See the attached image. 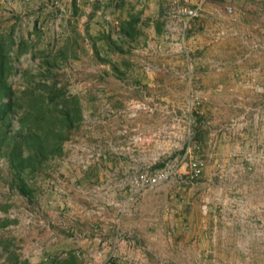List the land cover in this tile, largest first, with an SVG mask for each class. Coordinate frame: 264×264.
<instances>
[{"label": "rangeland", "instance_id": "obj_1", "mask_svg": "<svg viewBox=\"0 0 264 264\" xmlns=\"http://www.w3.org/2000/svg\"><path fill=\"white\" fill-rule=\"evenodd\" d=\"M5 1L0 0V35L13 64L7 79L17 104L14 111L0 119V136L4 130L6 137L0 145V221L7 220L0 226V264H22L24 260L51 264V257L63 258L70 252L77 264H89L78 258V250L57 248L61 239L75 242L74 230L88 225L86 220L79 222L84 201L78 189L94 193L101 200L98 204H102L105 198L121 196L120 192L129 186L139 193L161 185L160 192H166L170 199V192L197 177L191 181L171 178L154 187L138 189L132 178L139 171H152L170 163L180 168L188 159L182 158L188 143H197L198 147H191L190 152L206 161V153L213 147L201 148L198 139L204 127L192 133L185 120L191 124L196 121V125L214 124L215 131L210 134L213 139L223 132V157L231 150L228 142L238 139L243 144L246 126L254 117L258 122L255 134L263 135L264 0H200V14L189 20L177 10L199 0H172L174 10L168 11L165 18L174 34L170 40L175 47L161 54L157 50L146 52L140 46L142 40L127 36L116 39L122 49L110 45L103 37L110 34L109 22L105 24L108 33H93L86 17L90 0H78L82 7L72 5L69 9L73 14L67 13L65 5L73 0H58V6L48 3L51 6L46 5V25L28 16L17 24L11 23ZM52 13L62 15L60 21L65 24L50 22ZM9 36L14 39L12 45ZM161 62H171L175 69L163 71ZM206 63L226 66L224 76L217 75V80L246 83L241 88L244 96L240 102H203L199 94L195 99L203 76L192 70ZM160 75L170 76L167 83L153 84L151 76ZM52 81L56 87L78 96L82 118L67 131L59 154L37 165L31 174L23 171L31 187L25 195L10 185L11 167L3 150L18 128L17 117L27 105L24 90L36 91L42 87L40 82ZM169 89L175 92L174 101H161L157 95ZM173 116L180 118L183 127L175 136L169 127ZM258 148L248 152L258 153ZM252 162H256L255 172L262 170V156L253 154ZM66 169L74 173L65 175ZM245 170H253V166H245ZM242 262L225 264H246ZM248 263L264 264V253L256 251L253 262Z\"/></svg>", "mask_w": 264, "mask_h": 264}, {"label": "crops", "instance_id": "obj_2", "mask_svg": "<svg viewBox=\"0 0 264 264\" xmlns=\"http://www.w3.org/2000/svg\"><path fill=\"white\" fill-rule=\"evenodd\" d=\"M48 3L60 4L58 0L4 2L10 9L11 23L17 24L21 18L28 16L45 25L49 11L46 5L51 6ZM65 5L68 7L67 13L72 14L71 7H82L78 0ZM86 5L87 24L93 33L96 30L108 33L105 24L109 22L110 35L115 38L119 24H127L135 18L133 35L128 38L142 40L140 46L148 53L173 51L175 43L170 39L174 34L166 22L168 17L165 18L168 11L174 10L172 0H90ZM63 6L61 4L62 9ZM60 16L52 13L50 22L54 21L56 25L62 23ZM160 66L167 72L175 69L171 62H161ZM225 67L206 63L192 70L198 76H203L202 84L195 90V99L199 94L203 102H240L244 96L241 88L246 83L237 79L217 80V75L224 76L223 72L227 71ZM168 77L151 76V81L155 85H162L167 83ZM158 96L163 102H173L175 92L169 89ZM179 119L173 116L169 123L170 133L174 136L183 129ZM181 119L184 121V118ZM256 119L254 117L253 122H248L245 129L247 138L242 145L238 139L228 142L232 146L227 157H223L226 154L223 151L226 144L222 142L223 132L214 139L210 138L215 131L214 124L196 125V121L191 124L185 120L192 133L200 132V128L204 127L198 141L202 149L210 145L213 148L206 153L205 166L196 180L175 188L176 191L169 193L170 199L166 198V192H160L161 185L139 193L133 192L129 186L120 192L121 196L105 198L102 204H98L101 200L94 193H86L87 190L79 188L84 201L78 213L79 222L86 220L88 225L74 230L75 242L61 239L57 248L78 250V258L89 264L253 262L256 251L264 253V162L260 164L262 170L257 172L256 162H252L253 154L262 156L264 161V133L262 136L255 134L258 130ZM235 130L236 127L232 132L235 133ZM257 147L258 153L248 152L255 148L257 150ZM245 166H253V170L246 171ZM182 168L184 163L181 164ZM71 169L70 172L66 169L65 175L73 174ZM228 171L232 174H228ZM63 191L68 194L66 189Z\"/></svg>", "mask_w": 264, "mask_h": 264}, {"label": "trees", "instance_id": "obj_3", "mask_svg": "<svg viewBox=\"0 0 264 264\" xmlns=\"http://www.w3.org/2000/svg\"><path fill=\"white\" fill-rule=\"evenodd\" d=\"M132 18L127 24H119L116 30V38L110 34H103V37L110 45H116L122 49L116 39H123L133 35ZM1 36V35H0ZM0 37V119L7 116L9 111H14L17 99L14 97L12 88L7 79L13 71V64L9 62V54L5 42ZM11 45L14 42L8 37ZM22 48V42H19ZM39 90L25 89L24 96L27 97V105L17 117L18 128L7 140L3 154L11 167V187L27 195L31 187L23 175V171L31 174L37 165L50 157L59 154L62 150L64 139L67 138V131L70 127L77 125L82 118L81 105L78 96L74 92H68L63 88L56 87L55 82H40ZM1 129V126H0ZM0 136L1 142L6 139L4 130ZM7 220H1L0 226ZM51 264H77V260L70 252L63 258H50ZM22 264H30L26 260Z\"/></svg>", "mask_w": 264, "mask_h": 264}, {"label": "built area", "instance_id": "obj_4", "mask_svg": "<svg viewBox=\"0 0 264 264\" xmlns=\"http://www.w3.org/2000/svg\"><path fill=\"white\" fill-rule=\"evenodd\" d=\"M231 7L227 6V11L231 12ZM178 13L184 15L186 20L194 18L200 14L201 1L199 0L193 5L178 8ZM191 147H198L197 143H188L185 152L182 156H188L187 161H184V169H180L177 164L170 163L161 167H157L152 171L142 170L135 174L132 178L133 185L138 188L154 187L161 181H167L171 178H176L180 181H191L199 176L204 165L205 160L201 156L192 154ZM180 158V159H182ZM183 164V163H182Z\"/></svg>", "mask_w": 264, "mask_h": 264}]
</instances>
